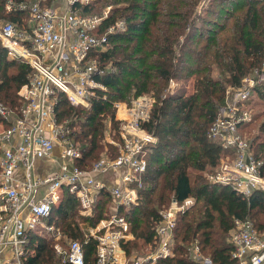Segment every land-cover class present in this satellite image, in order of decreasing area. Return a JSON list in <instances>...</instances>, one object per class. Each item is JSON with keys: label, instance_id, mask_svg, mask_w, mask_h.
<instances>
[{"label": "trees", "instance_id": "obj_1", "mask_svg": "<svg viewBox=\"0 0 264 264\" xmlns=\"http://www.w3.org/2000/svg\"><path fill=\"white\" fill-rule=\"evenodd\" d=\"M203 1L95 0L84 6L85 11L98 13L99 4L113 5L101 30L119 17L126 20V29L110 34V46L101 54L103 64L112 62L114 66L103 75L108 97L101 95L86 107L71 104L61 92L57 103L59 119L68 121L69 135L82 152L78 164L88 167L103 156L106 144L112 157L118 155L117 147L104 141L108 123L117 124L114 102L131 104L144 93L155 96L142 128L158 140L149 146L140 199L120 209L134 234L123 243L127 253L157 246L160 209L173 197L179 201L188 196L196 198L178 217L175 255L161 259L159 264H196L187 250L196 238L217 264H236L234 245L227 239L235 218H252L256 227L264 230V220L259 217L264 216L263 190L246 197L232 185L215 183L205 174L219 165L224 153L220 143L208 136V130L220 106L227 102L228 89L241 87L253 70L264 79V0H211L212 6L231 2L239 10L225 24L215 23L220 29L206 27L216 21L205 19L199 12ZM5 2L0 0V19H17L18 14L6 13ZM32 74L27 61L9 57L0 38V99L19 111V89ZM171 79L178 82L176 89L170 88ZM258 99L264 102V81L255 84L245 104L253 106ZM255 127L249 140L264 174V119ZM80 208L76 195L66 189L63 199L53 206L49 222L63 231V238L81 240L87 264H94L97 240L85 241L81 221L86 218L79 214ZM113 211L112 197L105 190L89 217L90 225L95 226ZM54 241L47 232L31 231L27 264H59L61 256Z\"/></svg>", "mask_w": 264, "mask_h": 264}, {"label": "built area", "instance_id": "obj_2", "mask_svg": "<svg viewBox=\"0 0 264 264\" xmlns=\"http://www.w3.org/2000/svg\"><path fill=\"white\" fill-rule=\"evenodd\" d=\"M49 1L6 0V13L18 16L0 21V38L9 57L21 58L33 68L30 80L19 89V111L0 99V264H27L31 231L53 235L55 250L62 257L59 264H87L83 242L69 239L64 247L63 231L49 222L53 206L63 199L66 189L76 195L80 211L88 216L103 191H109L112 197L114 211L109 216L95 226L89 219L82 225L85 241L97 240L94 264H159L161 259L175 255L178 217L196 198L188 196L179 201L173 197L160 210L157 246L129 256L123 243L134 234L120 209L140 199L149 146L158 140L142 128L155 96L144 93L131 104L114 102L117 139H106L117 147L118 155L104 153L88 167L78 164L82 152L69 135L68 121L60 120L57 111L61 92L71 104L86 107L101 95L108 97L103 75L114 66L112 62L103 64L101 54L110 46V34L126 29V20L119 17L101 30L112 5L101 13H91L84 6L95 0ZM248 80L245 78L238 89H228L227 104L220 106L208 130V136L224 151L219 169L208 178L230 184L246 197L256 190L264 191L261 161L241 130V125L252 118L245 102L255 83ZM170 84L174 87L175 80ZM57 146L61 149L59 167L43 174L38 163L55 159ZM230 241L236 264H264V236L250 218H235ZM189 254L196 264H217L197 238L189 246Z\"/></svg>", "mask_w": 264, "mask_h": 264}, {"label": "rangeland", "instance_id": "obj_3", "mask_svg": "<svg viewBox=\"0 0 264 264\" xmlns=\"http://www.w3.org/2000/svg\"><path fill=\"white\" fill-rule=\"evenodd\" d=\"M52 1L53 0H50L49 2H52ZM236 1H240V0H236ZM211 2H212L211 0H205V1H203L201 3L202 6H201V8L199 10V12L202 13V15L204 16L205 19H212V21H216V22L211 23V25L210 24H208V26L206 25V27H208V28L209 27H215L216 29H220L219 25H217L215 23H220L221 25L222 24H225L227 21H229V19H231L230 16H232L234 13H238V11H239V10L236 9V6H234V4H232L231 2H226L223 7H220L221 3H219V2L218 3H213V6H212ZM108 6H109L108 4H106V5H100L99 4L98 5V13L99 12L101 13L104 10H106ZM206 7H209L210 9H214V10L212 12H207ZM99 8H101V9H99ZM96 10H97V8H96ZM217 12L219 14H217ZM5 20H8V18H2V19H0V21H2V22L5 21ZM247 78H249V80L247 82H249V81L252 80V81H254L255 84L258 83V82L260 83V81L261 82L264 81V79L262 77V74L260 72H258L257 70H253L247 76ZM190 81L192 82V80H190ZM191 82H189V83H191ZM170 85L171 84L169 83V86ZM177 85H178V82L175 81V86L174 87H170V88L176 89L175 87H177ZM254 102H255V104H253V106L250 105V104L247 105L248 111H249V113L252 116L251 120L248 121V122H246V123H244L243 125H241L242 133L245 136H247L250 140H251V137L253 136L254 132L256 131V127L255 126H257L260 123V121H262L264 119V102L260 101L259 99L258 100H255ZM226 104H227V102L224 105H226ZM118 116L119 115H117V117ZM249 123H252V124L249 125V126H247ZM106 138L107 139L108 138H116L117 139V131H116L115 125L113 123L112 124H109L108 123L107 129L105 130V140L104 141L109 144V142L107 141ZM105 150L106 151L104 153H108V152L111 153V150L109 149V146H107V144L105 145ZM220 165H221V160H220V163H219L218 166H216L215 168L210 169V170H208V171L205 172L206 176L209 177V175H211L214 172H216L219 169ZM168 205L169 204H165V206H168ZM81 208L78 211L79 214L81 216H83V218L89 219L90 216H88L87 214H83L80 211ZM163 208L164 207H161V209H163ZM93 211H94V209H93ZM92 214H93V212H92ZM259 217H260V220H264V218H263L264 216L263 215H259ZM86 219H84V220L82 219V221H81V224L82 225H84L86 223ZM251 220L253 221L252 218H251ZM261 233L264 236V230H261ZM230 236H231V231H230V234H229V236H228L227 239L230 240ZM68 240L69 239L61 238V242H63V246L64 247H67ZM191 244L192 243H189L188 244V247L191 246ZM187 250H189V249L187 248ZM146 251H150V249L143 248L141 251H137L136 250V251H133L131 254H129V256L141 255V254L145 253Z\"/></svg>", "mask_w": 264, "mask_h": 264}, {"label": "crops", "instance_id": "obj_4", "mask_svg": "<svg viewBox=\"0 0 264 264\" xmlns=\"http://www.w3.org/2000/svg\"><path fill=\"white\" fill-rule=\"evenodd\" d=\"M60 152L61 149L59 146L56 147L55 150V154H56V158L53 160H40L38 165H39V171H41L43 174L49 173L50 171H53L54 169L59 167V163H60ZM110 183L111 182V178L109 179Z\"/></svg>", "mask_w": 264, "mask_h": 264}]
</instances>
